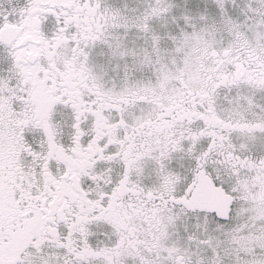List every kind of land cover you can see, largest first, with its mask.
<instances>
[{
    "label": "snow or ice",
    "instance_id": "1",
    "mask_svg": "<svg viewBox=\"0 0 264 264\" xmlns=\"http://www.w3.org/2000/svg\"><path fill=\"white\" fill-rule=\"evenodd\" d=\"M0 264H264V0H0Z\"/></svg>",
    "mask_w": 264,
    "mask_h": 264
}]
</instances>
